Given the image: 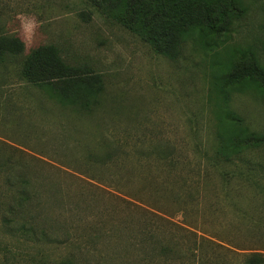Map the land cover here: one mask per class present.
Listing matches in <instances>:
<instances>
[{
  "label": "rangeland",
  "instance_id": "obj_1",
  "mask_svg": "<svg viewBox=\"0 0 264 264\" xmlns=\"http://www.w3.org/2000/svg\"><path fill=\"white\" fill-rule=\"evenodd\" d=\"M196 1L193 10L205 4ZM242 2L246 10L227 33L211 31L206 18L175 59L151 43L145 18L132 19L143 10L139 3L107 15L86 0H0V34L20 38L25 54L56 45L69 63L105 83L100 106L77 112L19 80L16 60L0 66V157L8 181H0V264L76 258L66 238L75 231L96 234L86 259L77 256L81 264H147L144 225L167 240L163 245L195 253L180 264H243L251 253L264 254L263 225L253 229L242 218L256 203V215L264 216V191L228 174L239 165L264 176V17L257 0ZM33 19L35 32L26 36ZM112 151L116 159L107 165L88 158L105 160ZM23 179L60 192L42 193L47 206L36 227L48 238L39 243L9 225L23 222ZM162 184L182 186L184 200H164ZM51 194L58 205L49 203ZM112 222L125 240L108 238Z\"/></svg>",
  "mask_w": 264,
  "mask_h": 264
},
{
  "label": "trees",
  "instance_id": "obj_2",
  "mask_svg": "<svg viewBox=\"0 0 264 264\" xmlns=\"http://www.w3.org/2000/svg\"><path fill=\"white\" fill-rule=\"evenodd\" d=\"M86 1L95 9L100 12L104 11L107 15H109V13L111 15V11L129 1L136 2V4L139 3L143 10H135L132 19L137 21L140 17L145 18L147 23L144 29L148 30L147 34L149 35L151 43L155 45L159 51H163L164 54L175 59L182 57L184 46L187 43V35L191 34L198 25H202L201 21L209 18L208 21L209 24H211L210 30L224 35V33H227L231 29L233 18L238 15L239 11L242 12L241 9L246 10V6L242 0H214L213 3H208V0H202L207 6L203 4L197 6L194 10L191 8V4L197 2L196 0ZM257 1L260 3V12L264 17V1ZM204 13L207 16L204 15ZM262 27L264 28V25H262ZM160 43H165V50L158 47ZM12 60H16L18 63L19 68L14 71L19 80L31 86L39 87L43 91H51L55 99L63 106L84 113H90L100 106L101 96L105 87L103 76L87 67L72 65L63 57L58 46L44 45L25 54V44L20 38L9 34H0V66L8 68L7 65ZM115 154L116 152L114 151L109 154L107 153L105 160L104 157H100L98 160L93 153L89 154L88 158L107 165L116 159L113 158ZM118 155H120V153ZM1 159L2 157H0V181H4V184L7 179L4 176V164L1 162ZM216 162L218 164H224V160H219V158ZM232 167L235 169H231V172L228 173L231 174L230 177L233 175L245 177V180L241 181V186L245 184V188L252 192L254 190H257V192L258 190L264 191L261 184L262 181H264V176L258 177L254 174V169H246V172H243L242 166L234 165ZM20 183H22V185H20L18 191L17 209L22 213V216H24L22 218L23 222H12L9 225L14 223L11 231L17 234L27 235V237L39 243L42 240L41 237L44 239L48 238L44 230H40V228L36 227L39 225L37 218L38 214L40 217L42 211H44L47 206L46 202L43 200L42 193L50 191L53 194H60V192L49 185L45 186L46 188L42 190L41 187L31 184L26 179H23ZM178 185L179 184H173L168 186L162 184L163 189L160 190V194L163 195L162 198H164V200H172L173 198L175 201L184 200L185 196H182L181 192L183 188L180 186L179 190H177ZM195 191L197 194L200 193L197 189H195ZM53 194L50 195V197H52L50 201L49 199L47 201H49L52 206H55L58 205L59 202L53 199ZM254 195H256V193H254ZM168 196L171 198H168ZM158 198L162 199L161 197ZM52 206L48 207L50 208ZM257 210L258 205L256 203L254 210L245 211L244 216H241L247 222L246 224L248 227H254L253 229H256L260 223L264 228V216H261L263 213L256 215ZM3 221L5 224L10 222V220H6L5 218ZM112 223L113 224H110L112 234L108 233V235H110L108 238L111 240L114 238L113 236H116L117 239L125 240L126 234L116 235L121 231L116 227V223L118 222ZM143 229L144 230L141 232V236H143V245L141 244V246H143L142 250L145 253L147 264H180V262L187 261V258L190 259V256L195 257V253L190 249H186L183 244L169 243L168 245H163V242L167 240L163 237L161 238V235H159L157 231L150 230L145 227V225ZM75 232L76 236H72L70 233L66 236L68 239L67 244L73 251V256L77 250V256H82L86 259V253L90 251L88 248L96 244L94 241V239H96V234L93 238L94 235L89 232L84 235L80 234L79 231ZM113 232L115 233L113 234ZM244 250L246 249L244 248ZM261 250H263V248H261ZM77 256L76 258L74 256L66 261L64 260V262L60 264L83 263ZM8 257H11L9 251L5 253V258L8 259ZM13 257L14 256H12V258ZM243 264H264V254L261 252L251 253L245 256Z\"/></svg>",
  "mask_w": 264,
  "mask_h": 264
},
{
  "label": "clouds",
  "instance_id": "obj_3",
  "mask_svg": "<svg viewBox=\"0 0 264 264\" xmlns=\"http://www.w3.org/2000/svg\"><path fill=\"white\" fill-rule=\"evenodd\" d=\"M36 27H37L36 21L34 19L29 20L24 25V31H25L26 36H31L35 32Z\"/></svg>",
  "mask_w": 264,
  "mask_h": 264
},
{
  "label": "crops",
  "instance_id": "obj_4",
  "mask_svg": "<svg viewBox=\"0 0 264 264\" xmlns=\"http://www.w3.org/2000/svg\"><path fill=\"white\" fill-rule=\"evenodd\" d=\"M264 1V0H263Z\"/></svg>",
  "mask_w": 264,
  "mask_h": 264
}]
</instances>
